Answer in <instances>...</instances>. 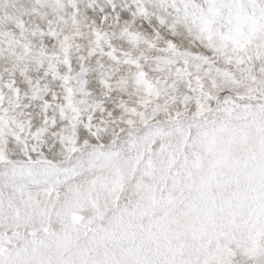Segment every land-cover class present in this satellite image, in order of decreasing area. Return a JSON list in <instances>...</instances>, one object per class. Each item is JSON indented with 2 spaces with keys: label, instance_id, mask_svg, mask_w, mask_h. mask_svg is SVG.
<instances>
[{
  "label": "snow or ice",
  "instance_id": "6c2138e0",
  "mask_svg": "<svg viewBox=\"0 0 264 264\" xmlns=\"http://www.w3.org/2000/svg\"><path fill=\"white\" fill-rule=\"evenodd\" d=\"M183 8L92 19L78 65L0 75V264H264V0ZM50 9L51 45L82 16Z\"/></svg>",
  "mask_w": 264,
  "mask_h": 264
},
{
  "label": "rangeland",
  "instance_id": "374dc122",
  "mask_svg": "<svg viewBox=\"0 0 264 264\" xmlns=\"http://www.w3.org/2000/svg\"><path fill=\"white\" fill-rule=\"evenodd\" d=\"M183 2L184 0H56L58 12L70 15L72 11L79 10L82 17L79 23H73L71 19L55 23L54 27L61 38L50 45L46 42V37L39 35V29L46 28L50 18L55 20L50 9L52 0H0V5L13 4L14 17L17 21L22 19L24 24L23 28L10 22L7 24L6 21L4 26L0 25V75L9 79L15 70L19 78L20 69H23L36 80L44 77L46 68L53 74L56 73L57 66L63 71V61L69 55L72 57L77 48L82 55L88 56L89 49L95 47L86 25L88 21L99 20L103 15L120 14L122 19H131L132 13L139 7L147 6L148 15L138 17L137 25L143 27L147 23L153 29L167 31V25H161L159 19L164 17L171 24L176 17L183 15ZM89 8L92 9L91 14L87 11ZM45 51L53 55H42ZM105 61H108L107 58H104V64L109 65ZM88 63L97 68L98 61L94 58L89 57ZM130 71L124 66L119 69V73L125 76ZM48 82H51L50 79Z\"/></svg>",
  "mask_w": 264,
  "mask_h": 264
},
{
  "label": "bare ground",
  "instance_id": "6f19581e",
  "mask_svg": "<svg viewBox=\"0 0 264 264\" xmlns=\"http://www.w3.org/2000/svg\"><path fill=\"white\" fill-rule=\"evenodd\" d=\"M14 9H15V7H14L13 4L12 5H9V4L0 5V25L1 26L2 25L4 26V21H6L7 24H9V22H10L11 24H14V25H17L18 26V24L16 23L17 22V19L14 17V13H13L14 12ZM4 19H7V20H4ZM82 20H84V19H82ZM80 50L82 51V49H80ZM79 53H80L79 52V48H77L75 50V52L73 53L74 55L72 56L74 58V62H76V64H79V57H80V55H82V53H80V55H79ZM105 63L110 64V61L109 60L108 61H105ZM90 67H91V70L93 72L98 71V69L95 68L96 66H90ZM118 74L121 75V73H118Z\"/></svg>",
  "mask_w": 264,
  "mask_h": 264
}]
</instances>
